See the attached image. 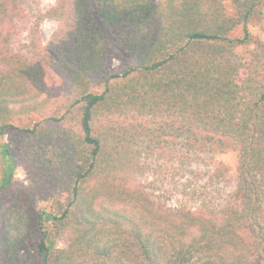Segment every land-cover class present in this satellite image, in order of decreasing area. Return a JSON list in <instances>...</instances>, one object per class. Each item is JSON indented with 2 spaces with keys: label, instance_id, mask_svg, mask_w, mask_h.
Wrapping results in <instances>:
<instances>
[{
  "label": "trees",
  "instance_id": "obj_1",
  "mask_svg": "<svg viewBox=\"0 0 264 264\" xmlns=\"http://www.w3.org/2000/svg\"><path fill=\"white\" fill-rule=\"evenodd\" d=\"M23 1L0 0V264H264L263 0H55L17 51ZM109 56L127 66L105 74ZM145 142L230 150L231 191L195 210L148 196Z\"/></svg>",
  "mask_w": 264,
  "mask_h": 264
},
{
  "label": "rangeland",
  "instance_id": "obj_2",
  "mask_svg": "<svg viewBox=\"0 0 264 264\" xmlns=\"http://www.w3.org/2000/svg\"><path fill=\"white\" fill-rule=\"evenodd\" d=\"M55 0H24L21 12L26 16L22 20L17 33L13 38L14 50L24 51L26 43V28L32 25L38 12H44L54 4ZM227 11L232 13L230 1L225 3ZM23 15V16H24ZM57 24L53 21H42L40 24V38L42 45H46L52 33L56 31ZM248 32L252 41L264 43V0L260 13L255 15L248 25ZM240 30L234 33L239 36ZM255 44L238 49L243 59L250 58V52ZM127 66V62L117 56H109L104 60V73L107 75L119 73ZM49 87H55L57 79L47 73L45 78ZM35 119L32 120V122ZM136 173L133 181L137 188L144 193L152 195L167 206L177 205L189 209H197L201 205L222 203L232 189L229 177L234 176L236 157L230 150H221L217 145H206L199 150H186L182 143L164 144L160 147L149 146L148 142L139 146L136 152ZM220 174V178L211 181L212 173ZM210 179V180H209ZM18 182H25V174L19 169L16 174ZM215 181V182H214ZM209 204V205H210ZM41 203L38 207H41ZM65 242H58L63 247ZM24 255L21 254V257Z\"/></svg>",
  "mask_w": 264,
  "mask_h": 264
}]
</instances>
